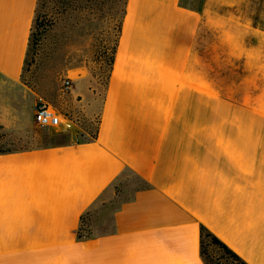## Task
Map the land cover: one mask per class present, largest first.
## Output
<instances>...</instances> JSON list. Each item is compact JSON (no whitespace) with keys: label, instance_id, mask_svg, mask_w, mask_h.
I'll use <instances>...</instances> for the list:
<instances>
[{"label":"crops","instance_id":"0c3cea01","mask_svg":"<svg viewBox=\"0 0 264 264\" xmlns=\"http://www.w3.org/2000/svg\"><path fill=\"white\" fill-rule=\"evenodd\" d=\"M36 1L0 0L3 133L34 123ZM73 135L0 153V264H205L201 225L264 264V0H125L95 137ZM127 172L111 229L77 238Z\"/></svg>","mask_w":264,"mask_h":264},{"label":"rangeland","instance_id":"374dc122","mask_svg":"<svg viewBox=\"0 0 264 264\" xmlns=\"http://www.w3.org/2000/svg\"><path fill=\"white\" fill-rule=\"evenodd\" d=\"M124 4L125 0H39L23 80L75 126L59 130L33 123L24 133L0 131V146L27 148L47 144L51 138L69 140L71 133L77 140L95 135ZM66 77L73 83L63 91ZM125 177L105 191L85 216L93 231L110 230L114 209L143 185L129 172ZM203 257L208 264H238L208 238Z\"/></svg>","mask_w":264,"mask_h":264},{"label":"built area","instance_id":"2783aa9c","mask_svg":"<svg viewBox=\"0 0 264 264\" xmlns=\"http://www.w3.org/2000/svg\"><path fill=\"white\" fill-rule=\"evenodd\" d=\"M73 80L66 77L62 81L61 89L67 91L72 87ZM33 120L39 126L52 128L70 129L75 126V122L57 110L42 96L37 95L33 104Z\"/></svg>","mask_w":264,"mask_h":264},{"label":"trees","instance_id":"16d2710c","mask_svg":"<svg viewBox=\"0 0 264 264\" xmlns=\"http://www.w3.org/2000/svg\"><path fill=\"white\" fill-rule=\"evenodd\" d=\"M39 0L36 1V5H35V12H36V7L38 4ZM124 12V9H123ZM122 12V14H123ZM35 24V13H34V18H33V23H32V27H31V32H30V36H29V41H30V37L32 34V29H33V25ZM116 44V43H115ZM29 46V43H28ZM28 49V48H27ZM114 50H115V46L113 49V55H114ZM27 53V52H26ZM26 58V57H25ZM113 60V56L111 58L110 64ZM95 136H92V138H94ZM15 148H9V147H2L0 146V153H6V152H10L12 150H14ZM140 180V179H139ZM124 180L119 179L116 182H122ZM114 184V183H113ZM141 187V186H140ZM139 188V187H138ZM96 202V201H95ZM95 204V203H94ZM93 206V205H92ZM91 206V207H92ZM91 208H89V210H87L80 218V224L77 228V238H86L88 236H90L94 231L92 230V228L85 223V216L89 213ZM208 238L210 240V242L214 245H217L219 248H221L225 254H227V256L231 257L233 260H235L238 264H247L243 259H241L235 252H233L227 245H225L219 238H217L213 233H211L207 228H205L203 225L200 226V247H201V256L205 262V264H208L206 262V260L203 257V243H204V239Z\"/></svg>","mask_w":264,"mask_h":264}]
</instances>
